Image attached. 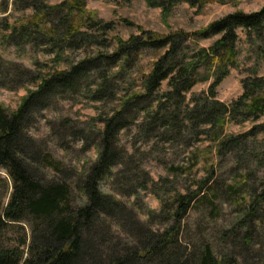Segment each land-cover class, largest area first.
<instances>
[{"label":"trees","instance_id":"trees-1","mask_svg":"<svg viewBox=\"0 0 264 264\" xmlns=\"http://www.w3.org/2000/svg\"><path fill=\"white\" fill-rule=\"evenodd\" d=\"M86 1L64 0L55 6L43 0L25 2L23 8L33 7L37 12L67 11L58 24L65 27V32L61 34L53 28L46 42L59 49L55 62L67 47L110 46L100 31L110 32L111 22L101 24L98 31H84L67 23L71 13L85 9ZM148 1L165 15L182 2L192 6L199 2ZM3 3L7 8L8 0ZM239 28L246 30L250 41L257 37L264 43V7L252 13H230L192 33L178 30L161 35L141 28L128 39L115 38L113 51L97 49L65 69L41 72L15 63L0 64V80L7 82L4 87L15 90L27 84L35 86L26 88L27 94L13 111L0 103V168L12 181L10 190L8 182L0 179V264H239L234 248L250 249L253 238L248 220L254 221L257 216L263 194H256L241 221L223 232L232 247L218 256L204 238L187 237L185 222L189 211L207 198L204 188L210 178L197 189L176 191L168 200L162 199V209L149 210L148 221L120 197L100 189V183L115 166L126 164L120 133L136 121L140 133L148 139L187 146L191 139L195 141L224 125L229 117L235 119L241 114L242 121H255L264 115V97L258 96L264 91V76L243 80L244 93L231 104L217 99L218 85L232 68L238 67ZM16 32L14 27L11 36ZM26 33L27 28L22 37L30 38ZM214 37L211 45H201V40ZM145 48L159 55L143 76L142 91L127 92L110 114L99 118L102 127L96 138L83 129L75 134L98 149L97 160L79 172L57 162L53 163L54 172H49L47 154L30 132L37 116L53 101L78 95L85 89L93 101L115 99L114 79L118 72L114 69L137 62V55ZM205 68L212 69L214 76L207 94L188 99L197 83L210 79V75L200 76ZM165 81L167 89H163ZM69 123L64 121L62 125L67 127ZM262 130L264 124H258L250 133ZM211 136L218 141L219 155L233 152L242 141L241 136L221 139L215 132ZM124 173L126 168H121L114 175L118 179ZM140 174L143 187L160 197V182L145 170ZM157 223L164 227H155ZM247 225V231L241 233Z\"/></svg>","mask_w":264,"mask_h":264},{"label":"rangeland","instance_id":"rangeland-1","mask_svg":"<svg viewBox=\"0 0 264 264\" xmlns=\"http://www.w3.org/2000/svg\"><path fill=\"white\" fill-rule=\"evenodd\" d=\"M29 1L8 0L6 8L3 0H0V64L15 63L41 72L68 68L71 63L97 49L111 52L116 47L115 38L128 39L132 34L139 33L141 28L161 35L178 30L192 33L230 13H252L264 7V0H199L196 6L182 2L165 15L161 8L151 6L148 0H87L85 9L71 13L67 23L84 31H98L101 24L111 22L113 29L110 32L102 34L100 31L110 46L83 49L67 47L60 54V60L55 62L56 51L59 49L46 42L53 35V28H58L61 34L65 32V27L58 24L67 11L48 9L45 13L37 12L33 7L23 8L25 2ZM43 1L49 6H55L64 0ZM95 22L100 23L94 25ZM14 27L17 32L11 36ZM26 28L30 38L22 37ZM238 33V67L232 68L217 87V99L226 104H231L244 93L243 80L264 76L263 40L252 37L250 41L243 28H239ZM215 39L201 40L200 43L209 46ZM158 55L159 52L145 48L137 55V62L114 69L115 73L118 72L114 79L117 89L115 99L93 101L85 89L78 95H69L56 101L48 100L53 101L52 105L37 116L30 132L47 154L49 172H54L53 163H63V166L79 172L97 160L98 149L75 134L83 129L96 138L102 127L99 118L110 114L127 92L142 91L143 76L150 71ZM212 72L210 68L202 69L200 76L211 77L208 81L197 83L188 93V99L207 94L214 81ZM3 84L7 82L0 80V103L9 111L17 109L21 98L27 94L26 88L35 89L32 84L15 90ZM167 88L165 81L163 89ZM258 96L264 97V91L258 93ZM242 117L240 114L235 119L227 118L224 125L221 124L209 135L195 141L191 139V144L187 146L177 142L165 143L157 138L148 139L140 133L137 126L139 121L134 122L120 133V148L123 149L126 164L115 166L112 174L100 183V189L120 197L136 210L142 220L148 221L149 210L159 212L162 209V199L168 200L176 191L184 193L189 188L197 189L201 182L210 178L204 188L208 193L207 198L189 211L185 222L187 237L204 238L220 256L226 248L232 247L228 239H224L223 232L241 221V215L249 209L256 194L264 195V130L257 134L250 133L254 126L264 124V115L255 121H242ZM64 121H70L69 126L64 127ZM214 132L221 139L232 135L241 136V145L233 152L219 155L218 141H214L211 136ZM121 168H126V173L116 179L114 174ZM140 170H145L155 181L160 182L157 186L160 197L143 187L139 179ZM0 179L6 180L12 190L10 176L2 168ZM263 200L254 221L248 220L253 238L250 249L233 247L239 264H264ZM155 225L164 227L159 223ZM245 228L248 225L243 227L241 233L247 231Z\"/></svg>","mask_w":264,"mask_h":264}]
</instances>
